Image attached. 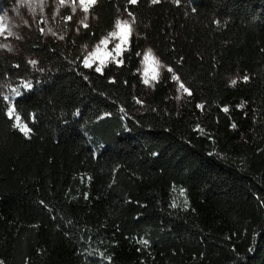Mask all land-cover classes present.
Returning a JSON list of instances; mask_svg holds the SVG:
<instances>
[{"label": "trees", "instance_id": "1", "mask_svg": "<svg viewBox=\"0 0 264 264\" xmlns=\"http://www.w3.org/2000/svg\"><path fill=\"white\" fill-rule=\"evenodd\" d=\"M89 12L61 43L38 25L35 67L0 56L32 129H14L0 97V264H264V0H97ZM120 13L135 18L122 63L85 68ZM147 48L189 88L183 112L173 73L145 90Z\"/></svg>", "mask_w": 264, "mask_h": 264}, {"label": "rangeland", "instance_id": "2", "mask_svg": "<svg viewBox=\"0 0 264 264\" xmlns=\"http://www.w3.org/2000/svg\"><path fill=\"white\" fill-rule=\"evenodd\" d=\"M85 15L86 14L81 9L79 0H64L63 4L60 3V0H15L14 4L7 11L0 14V17L4 18L2 21H0V23L4 25V30L0 32V44L5 45V47H0V56L9 55L16 59H21L35 67L36 63L34 65L30 63V61H35V59L27 54L26 46L34 36L35 32L38 30V25H41L42 27V33L45 40H54L61 43L67 37L74 34L76 35L77 28H84L81 24V21H84L88 26L93 23L95 18L90 14V12L87 13V20H85ZM68 17H71V19H67ZM118 19L122 21L128 20L131 24V34L128 37L127 43L128 47L129 41L135 33L133 20L124 13H120ZM114 30L115 26L112 31ZM106 37H108V35ZM103 39H105V37L101 40ZM116 43H119V40L115 38H109L107 50L111 51ZM99 44L100 42L97 45ZM97 45L84 50L83 61L85 57L89 56L90 52L96 49ZM147 49H145L143 53ZM101 52H103V46H101ZM143 53L140 57L139 70L142 83L143 79L145 78L143 75L145 65L142 63ZM153 55H155L154 52ZM117 59H120V57ZM89 62L92 63V67L88 69H95L98 61L94 62L93 59L90 58ZM109 63H113L111 62V58H108V64ZM158 72L160 79L161 75L164 72H167V68L164 67L163 69H158ZM147 78L150 81L149 85H145L144 83L143 85L145 90L151 93L159 79L157 81H151L150 74ZM233 80L238 81L239 77H233L231 82ZM179 83L180 82L171 81L175 92V103L178 110L183 112L193 101L191 94L184 92L182 89L177 92ZM13 89H16V87L12 82H0V97L6 102L8 107L13 104L15 99L18 98ZM5 96L8 97L7 100L4 99ZM177 96H179L180 99H177ZM138 104L141 107L143 106L141 102ZM15 117L16 115L13 111V122H15ZM19 123L21 126H23L20 121ZM197 130L201 132L199 128H197Z\"/></svg>", "mask_w": 264, "mask_h": 264}, {"label": "snow or ice", "instance_id": "3", "mask_svg": "<svg viewBox=\"0 0 264 264\" xmlns=\"http://www.w3.org/2000/svg\"><path fill=\"white\" fill-rule=\"evenodd\" d=\"M160 0H151L152 4H157L159 3ZM175 3H179L180 0H174ZM60 3L63 4L64 0H60ZM97 3V0H79V4L81 6L82 11L86 14L85 15V20H87V13L89 12V9L91 6H94ZM128 4L131 5H135L138 3V0H127ZM126 12H128L129 16H133V13L128 11L127 6L124 9ZM4 18L0 17V21H2ZM67 19H71V17H68ZM134 19L133 18V23H134ZM81 24L83 25L84 28H87L88 25L84 22L81 21ZM4 30V25L2 23H0V32H2ZM77 31H79V29H77ZM131 34V24L129 23L128 20H120L117 19L115 22V30L110 32L108 34V37H105V39L100 41V44L96 46V49L93 50L92 52L89 53L88 57H85L84 61H83V66L85 68H91L92 67V63L89 62V59L92 58L93 61H98L97 66L95 67V71L97 73L103 74V69L107 67L108 64V58H111V62L116 63L117 65H119L120 63H122V60L117 59L119 57L122 56V53L124 51H127V43H128V37ZM109 38H115L117 40H119V43H116L114 48L111 49V51L107 50V44L109 43ZM101 46H103V52H101ZM0 47H5V45L0 44ZM137 55L139 56L140 53H137ZM30 63H32L33 65L36 63V61H30ZM142 63L145 65L144 68V79H143V83L145 85H149L150 81L147 77H149L150 74V78L151 81H157L159 79V72L158 69H163L164 67H166V65H164L162 63V61L159 59V57L153 55L152 49L149 48L147 49L144 53H143V60ZM167 71L170 73H173L171 76L172 81L174 82H179V77L173 72V69L171 67H167ZM85 79H87V77H85ZM248 80V76L245 75L244 76V81L246 82ZM110 82H115V81H110ZM236 81L233 80L232 84H235ZM183 90L186 93H190L189 88L185 87V85L183 83H179V87L177 88V92H179L180 90ZM26 90H31V85L28 84ZM13 91L15 92L16 96L19 97L22 95L21 92H19L16 89H13ZM4 99H8L7 96L4 97ZM177 99H180L179 96H177ZM137 103H140L139 100H137ZM243 105H241L242 107ZM198 108H202V105H197ZM15 108V104L10 105L7 109V115L9 117V119H12V114ZM224 111H227V109L225 108ZM20 116L17 115L15 117V122H13L12 127L14 129H17L20 133H22L25 138H30V133L32 132V129L30 127H28L27 124H24L23 126L20 125L19 121H20ZM33 123L35 122V117L33 116ZM233 127H235V125H233ZM174 206V205H173Z\"/></svg>", "mask_w": 264, "mask_h": 264}]
</instances>
